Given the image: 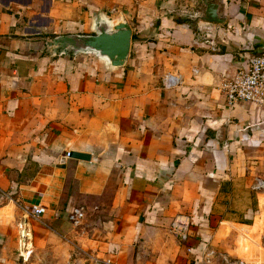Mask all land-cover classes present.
<instances>
[{"label": "crops", "instance_id": "1", "mask_svg": "<svg viewBox=\"0 0 264 264\" xmlns=\"http://www.w3.org/2000/svg\"><path fill=\"white\" fill-rule=\"evenodd\" d=\"M96 14L123 67L63 49ZM262 50L264 0H0V264H264V105L220 89Z\"/></svg>", "mask_w": 264, "mask_h": 264}, {"label": "water", "instance_id": "2", "mask_svg": "<svg viewBox=\"0 0 264 264\" xmlns=\"http://www.w3.org/2000/svg\"><path fill=\"white\" fill-rule=\"evenodd\" d=\"M198 19L223 23L225 17L217 5L205 4V10ZM91 34H70L59 38L63 49L69 53H92L96 59L105 64L107 70L123 67L129 57L132 28L124 16L117 20L93 15ZM260 52V51H259ZM70 158L89 160L90 155L80 152H69Z\"/></svg>", "mask_w": 264, "mask_h": 264}, {"label": "built area", "instance_id": "3", "mask_svg": "<svg viewBox=\"0 0 264 264\" xmlns=\"http://www.w3.org/2000/svg\"><path fill=\"white\" fill-rule=\"evenodd\" d=\"M178 82L175 76L167 75L164 85L173 86ZM225 95L226 104L249 103L255 106L264 105V50L251 54L246 58V67L237 71L229 79H225L220 85ZM69 156V152L66 153ZM33 216L38 217L44 213L42 206L30 205ZM75 215L81 216L76 211L69 215L74 219ZM191 218L184 213L174 215L168 225V232L178 240L180 244H186L190 237ZM22 237V235H21ZM109 260H94L93 264H109Z\"/></svg>", "mask_w": 264, "mask_h": 264}, {"label": "rangeland", "instance_id": "4", "mask_svg": "<svg viewBox=\"0 0 264 264\" xmlns=\"http://www.w3.org/2000/svg\"><path fill=\"white\" fill-rule=\"evenodd\" d=\"M86 262H88V263L90 262V264H93L94 261H86ZM223 262H224L225 264H231V263H229L228 261H226L225 259H223ZM239 264H240V263H239Z\"/></svg>", "mask_w": 264, "mask_h": 264}]
</instances>
